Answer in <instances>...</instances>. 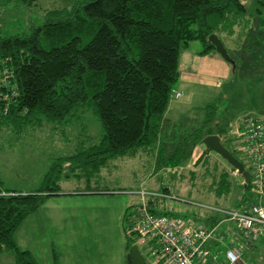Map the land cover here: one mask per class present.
Returning <instances> with one entry per match:
<instances>
[{
  "label": "trees",
  "instance_id": "trees-1",
  "mask_svg": "<svg viewBox=\"0 0 264 264\" xmlns=\"http://www.w3.org/2000/svg\"><path fill=\"white\" fill-rule=\"evenodd\" d=\"M32 2L0 0V9ZM257 12L255 17L264 18L261 8ZM251 15L245 0H77L49 10L44 23L29 32L0 31V127L24 129L43 121L68 125L87 109L94 110L104 127L98 141L80 143L71 156L55 159L40 190L25 194L0 186V253H12L13 264H42L18 245L15 235L50 197L63 192V178L83 183L78 195H102L108 190L93 183L114 162L158 156L160 170L188 162L209 135H219L224 145L230 142L229 126L211 129L212 118L176 137L178 125L166 113L180 77L182 47L199 43V56L217 52L209 37L215 34L223 42V36L246 26ZM211 154L206 148L194 166L201 170L205 187L222 200L231 195L235 169ZM189 175L191 182L197 180L196 170ZM240 189L238 209L258 200L251 183L245 187L243 179ZM222 218L193 219L213 227ZM129 223L124 229L128 250L136 244L134 222ZM53 258L59 264L56 251Z\"/></svg>",
  "mask_w": 264,
  "mask_h": 264
},
{
  "label": "rangeland",
  "instance_id": "rangeland-1",
  "mask_svg": "<svg viewBox=\"0 0 264 264\" xmlns=\"http://www.w3.org/2000/svg\"><path fill=\"white\" fill-rule=\"evenodd\" d=\"M75 1L77 0H33L30 5L0 9V31L3 35L29 32L33 27L44 23L49 10L70 7ZM258 8L264 14L260 3L249 5L251 12ZM199 48V43H192L188 48L183 46L179 60L185 53L197 52ZM176 88H179L178 83L174 86L168 114L172 123L180 126L179 130H175L176 137L190 134L202 125L208 116L206 104L209 103L213 108L210 116L218 121L214 125H235L231 117L237 110L224 96L217 95L218 99L215 100L211 89L199 88L194 90L196 94L191 96L190 104L183 105L180 100L173 98ZM13 127H0V186L4 190L25 194L40 190L55 159L71 155L80 143L91 145L92 141H98L104 134L99 116L91 109L79 111L77 120L68 125L43 121L35 127L31 125L22 128L27 130L24 133L19 132L22 129ZM225 146L250 168V159L237 141L227 142ZM203 149L206 148L199 144L198 150H194L183 168L175 170L163 168L164 170L155 172L148 155L127 157L114 162L115 166L103 171L98 181L93 183V187L108 190L102 195L70 194L83 187L80 186L83 183L63 178L62 195L50 197L36 214L25 221L15 238L18 237L22 247L31 249L43 264H53V249L59 254L62 264H130L124 229L128 227V222L131 225L137 218V196L133 192L144 188L150 192L163 193L165 189H169L170 198L158 202L156 209L188 218L216 214L202 206L238 209L243 178L234 176L231 195L222 200L217 198L213 191L205 187L206 183L200 177L201 170L194 166L204 153ZM213 155L218 156L214 152ZM193 170L198 174L195 182L190 181L189 172ZM172 171H176L177 175ZM181 174L182 179L179 178ZM126 214L128 222L124 221ZM223 229L228 234L227 241L215 248L226 250L228 243L236 239L243 244L246 261L264 264V234L259 240L251 241L250 246L249 240L238 232L233 222L224 224ZM13 263L12 253H0V264Z\"/></svg>",
  "mask_w": 264,
  "mask_h": 264
},
{
  "label": "built area",
  "instance_id": "built-area-1",
  "mask_svg": "<svg viewBox=\"0 0 264 264\" xmlns=\"http://www.w3.org/2000/svg\"><path fill=\"white\" fill-rule=\"evenodd\" d=\"M173 98L179 99L181 94L175 92ZM229 135L250 159V183L258 200L236 210L202 206L223 216L215 226L207 227L193 218L154 213L156 204L170 198V192H150L144 188L133 192L137 196V218L132 233L139 249H147L153 260L165 264H254L244 259L239 240L230 241L226 250L215 246L227 241L223 226L228 222H233L249 241H257L264 234V121L245 116L229 130ZM233 173L239 175L236 169Z\"/></svg>",
  "mask_w": 264,
  "mask_h": 264
},
{
  "label": "crops",
  "instance_id": "crops-1",
  "mask_svg": "<svg viewBox=\"0 0 264 264\" xmlns=\"http://www.w3.org/2000/svg\"><path fill=\"white\" fill-rule=\"evenodd\" d=\"M245 2L248 9L249 5L255 2L264 5V0H245ZM250 13L253 16H250V21L248 24H246V26L241 27L235 35L223 36L222 38L224 46L227 49L232 62L225 60L218 52H211L205 56H199L196 51H192L189 52V54L185 53L184 55H182L181 61L179 60L180 77L177 82L179 84V88H176L177 93L181 94V98H175V100H180L183 105H189L191 102V96L196 94L194 90L199 88H209L213 91L215 100L218 99L217 97L219 95H222L233 108H236L237 111H235V114L231 117V120L235 125L241 118L245 116H253L264 121V18L255 17V14L258 13L257 11H250ZM217 90H219V92ZM182 98L183 100H181ZM209 104H206V111L208 112V116L205 121L212 118L210 117V111L213 112V108ZM169 111L170 103L166 113V118L168 120H170L168 117ZM216 122L218 121H215L212 118V123L210 124L211 129L219 130L220 128H223L221 123L219 125H214V123L216 124ZM174 124L175 123H172L173 126ZM179 127L180 126H178V128ZM227 128L228 130H230L232 127L229 126ZM26 131L27 130H24L22 133ZM230 141L235 142V139L231 138ZM174 147V145L171 146L169 151H173ZM195 150H198V146ZM203 151H205V149H203ZM211 155L212 157H215V159H219L216 158L217 156H214L213 154ZM68 156H61L59 158ZM159 161L160 160L158 156L151 159V167L155 172L164 170L163 168H166L167 170L183 168V166L186 164L184 162L179 166L164 165L163 168L158 170ZM233 172V176H240L234 175ZM172 173H174V175H177L176 171H172ZM179 178L182 179L183 175L181 174ZM61 181L59 182L60 185ZM70 194L76 195L75 191H72V193ZM61 195L62 194H59L53 197H58ZM28 219H26L25 221H27ZM21 227L19 229H21ZM16 240L18 245L22 249L32 252L38 260L37 256L31 249L22 247L20 241L18 240V237L16 238ZM249 244L250 246H252L251 242H249ZM140 249L141 252L144 251V253L142 254L145 257L147 264H165L162 260L153 262V259L149 255L147 249H143L141 247ZM126 250H128V245L126 246ZM54 251L56 250H52L53 254ZM58 258V263L62 264L59 254Z\"/></svg>",
  "mask_w": 264,
  "mask_h": 264
},
{
  "label": "water",
  "instance_id": "water-1",
  "mask_svg": "<svg viewBox=\"0 0 264 264\" xmlns=\"http://www.w3.org/2000/svg\"><path fill=\"white\" fill-rule=\"evenodd\" d=\"M210 41L215 45L217 52L227 61L232 62L227 49L217 35L213 34L209 37ZM203 144L210 152L216 153L224 159L230 166L238 170L239 175L244 179L245 187L250 184L251 176L245 164L241 162L233 153L228 150L222 142V138L218 135H209L204 138ZM130 264H147V261L139 247L134 244L129 249Z\"/></svg>",
  "mask_w": 264,
  "mask_h": 264
}]
</instances>
